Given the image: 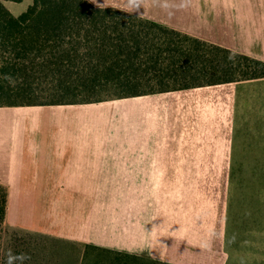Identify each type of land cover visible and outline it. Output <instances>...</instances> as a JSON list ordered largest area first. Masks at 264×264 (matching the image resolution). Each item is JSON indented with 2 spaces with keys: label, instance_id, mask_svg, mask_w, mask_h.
Here are the masks:
<instances>
[{
  "label": "crops",
  "instance_id": "obj_1",
  "mask_svg": "<svg viewBox=\"0 0 264 264\" xmlns=\"http://www.w3.org/2000/svg\"><path fill=\"white\" fill-rule=\"evenodd\" d=\"M88 1L264 61V0H137L134 8ZM32 3L4 1L15 16ZM172 162L225 164L226 174L264 164V77L99 103L0 107L6 228L162 264H228L215 258V219L193 221L190 247L186 230L170 223L166 205L176 196L150 192L168 186L144 174Z\"/></svg>",
  "mask_w": 264,
  "mask_h": 264
},
{
  "label": "trees",
  "instance_id": "obj_2",
  "mask_svg": "<svg viewBox=\"0 0 264 264\" xmlns=\"http://www.w3.org/2000/svg\"><path fill=\"white\" fill-rule=\"evenodd\" d=\"M4 1L23 0H0V107L99 103L264 77V61L116 8L33 0L15 16ZM8 198L0 182V234ZM92 250L157 262L91 245L80 262Z\"/></svg>",
  "mask_w": 264,
  "mask_h": 264
},
{
  "label": "rangeland",
  "instance_id": "obj_3",
  "mask_svg": "<svg viewBox=\"0 0 264 264\" xmlns=\"http://www.w3.org/2000/svg\"><path fill=\"white\" fill-rule=\"evenodd\" d=\"M246 165V171L241 169L242 164H236L239 171L226 174L225 164L154 163L150 174L144 176L168 186L153 189L152 194L177 197L166 205L175 214L170 223L176 221L178 228L186 230L188 241L193 221L215 219V258L228 257V264H256L257 260L264 264V164ZM254 166L257 168L252 169ZM166 203L163 201V205ZM224 223L225 234L221 231ZM0 236L1 264H6L9 252L27 254L30 259L23 264H162L96 250L89 251L80 262L84 245L42 235L25 236L23 231L5 226Z\"/></svg>",
  "mask_w": 264,
  "mask_h": 264
},
{
  "label": "clouds",
  "instance_id": "obj_4",
  "mask_svg": "<svg viewBox=\"0 0 264 264\" xmlns=\"http://www.w3.org/2000/svg\"><path fill=\"white\" fill-rule=\"evenodd\" d=\"M126 7L129 8L138 7L137 0H127ZM28 259H30V257L27 254L17 255L12 252H9L6 264H23V262Z\"/></svg>",
  "mask_w": 264,
  "mask_h": 264
}]
</instances>
